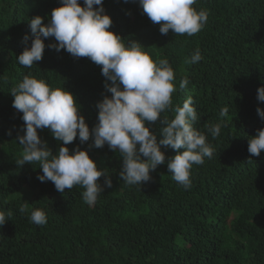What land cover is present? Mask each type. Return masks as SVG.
I'll use <instances>...</instances> for the list:
<instances>
[{
    "label": "trees",
    "instance_id": "16d2710c",
    "mask_svg": "<svg viewBox=\"0 0 264 264\" xmlns=\"http://www.w3.org/2000/svg\"><path fill=\"white\" fill-rule=\"evenodd\" d=\"M78 3L85 6L84 0ZM60 6L61 0H0V212L12 214L0 227V264H264V151L255 157L247 150L248 139L264 129L257 114L258 108L264 111L257 98L264 88V0H196L193 7L207 11L208 19L191 37L171 30L162 35L139 0H102L112 20L109 31L126 46L139 42L154 61L167 59L174 70L177 91L160 118L174 119L175 108L191 97L198 117L193 127L214 154L192 166L187 189L172 178L167 163L151 171L148 182L128 185L119 176L118 152L107 144L95 148L91 136L81 144L77 136L66 145L69 152L87 151L112 181L108 188L106 177L100 178L104 191L92 205L84 202L80 186L60 193L52 182H41L38 163H15L24 122L10 91L25 75L71 92L90 130L98 123L96 105L111 97L101 67L49 48L57 43L54 37H42L41 61L31 68L18 63L34 38L30 20L40 16L48 25ZM196 50L202 59L186 62ZM183 79L189 83L181 90ZM217 123L221 131L213 138L208 128ZM146 126L157 142L163 138L160 121ZM37 132L53 155L64 146L49 129ZM161 151L169 159L178 154L164 146ZM25 203L28 211L21 213ZM37 209L46 213L43 226L30 220Z\"/></svg>",
    "mask_w": 264,
    "mask_h": 264
},
{
    "label": "clouds",
    "instance_id": "9594fccd",
    "mask_svg": "<svg viewBox=\"0 0 264 264\" xmlns=\"http://www.w3.org/2000/svg\"><path fill=\"white\" fill-rule=\"evenodd\" d=\"M195 3L196 0H139L143 13L153 24L160 25L162 35L171 30L175 35L189 37L199 33L208 19L207 11H197L193 7ZM84 5L81 7L78 0H61V6L52 10L48 25L43 24L40 16L32 18L30 30L34 38L30 48L26 46L17 60L20 65L31 68L43 58L45 44L42 37H54L57 43L48 45L49 48L57 52L63 49L75 58H88L101 67V74L111 81V85H105L111 97L105 96L96 105L98 123L90 130L71 92L64 88L52 89L44 80L25 75L10 91L14 98L12 107L23 114L24 122V134L17 137L23 151L15 163L19 167L25 163H38L43 173L38 176L41 182H52L60 193L80 186L85 189L82 193L84 202L92 205L104 191L100 178L106 177L108 188L112 187V181L103 169H98L87 151L77 148L70 153L66 147L77 136L81 144L91 136L95 148L107 144L110 150L123 157L119 176L126 184L148 182L150 172L167 163L172 178L189 188L192 166L202 165L205 158L211 159L214 154L206 136L193 127L198 120L192 107L193 100L189 97L182 107H176L171 121L166 117L161 119V113L171 109L172 95L177 91L175 73L168 60L154 61L139 42L134 40L126 46L121 36L109 31L112 20L104 14L102 0H84ZM94 5L100 7L94 8ZM27 40L28 36H25V44ZM201 59L196 50L186 62L196 63ZM188 83L183 79L179 89L183 90ZM257 91L258 100L264 101V88ZM227 112L228 109L223 108L220 116L225 117ZM257 114L264 118L261 109H257ZM157 121L164 125L163 138L159 142L156 134L146 126ZM221 127L222 124L217 123L208 131L216 138ZM38 129H49L54 139L63 142L64 146L59 147L57 154L53 155L46 143H42ZM161 146L177 150L178 154L166 158ZM180 149L183 151H178ZM247 150L255 157L264 151V129L248 139ZM19 211L27 212L28 204L21 205ZM6 215L11 217L12 214L0 212V227L8 221ZM30 220L43 226L47 216L37 209L31 212Z\"/></svg>",
    "mask_w": 264,
    "mask_h": 264
},
{
    "label": "rangeland",
    "instance_id": "374dc122",
    "mask_svg": "<svg viewBox=\"0 0 264 264\" xmlns=\"http://www.w3.org/2000/svg\"><path fill=\"white\" fill-rule=\"evenodd\" d=\"M21 150L23 151V146H22Z\"/></svg>",
    "mask_w": 264,
    "mask_h": 264
}]
</instances>
